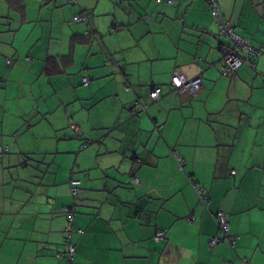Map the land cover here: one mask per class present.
<instances>
[{
  "label": "crops",
  "instance_id": "obj_1",
  "mask_svg": "<svg viewBox=\"0 0 264 264\" xmlns=\"http://www.w3.org/2000/svg\"><path fill=\"white\" fill-rule=\"evenodd\" d=\"M217 1L0 0V264H70L65 208L73 264H264V0ZM220 22L255 49L233 74ZM84 152L90 173L52 172Z\"/></svg>",
  "mask_w": 264,
  "mask_h": 264
},
{
  "label": "built area",
  "instance_id": "obj_2",
  "mask_svg": "<svg viewBox=\"0 0 264 264\" xmlns=\"http://www.w3.org/2000/svg\"><path fill=\"white\" fill-rule=\"evenodd\" d=\"M75 1V0H71ZM168 3H171L172 0H167ZM210 2L213 5V9H212V13L214 14V16L219 17V19L221 18L220 16V9H219V4L217 0H210ZM89 13L87 12H83L80 15H77L74 17V20L76 22H81V21H87L88 20V15ZM219 32L225 37V38H230L234 41L235 39V45H233L234 47H237V49H235L234 47L231 48L224 56L225 59V73H229V72H234L236 71L241 64L243 63V57L240 54V51L242 49H247L249 50V47L244 45L245 40L242 39L241 36H239L235 29L230 26L228 23H223L220 22L219 23ZM242 44V46H239L237 43ZM235 55V56H234ZM229 56H233V59L229 60L228 57ZM88 80V79H87ZM86 80V81H87ZM85 81V80H84ZM172 82L174 83V86L176 88H178L180 91H188L190 93H197L198 91H200V89L202 88L203 85V80L201 77L196 76L193 78H188L186 75L184 74H179V73H174L173 77H172ZM172 83V84H173ZM162 92V88L160 86H156L152 89V91L150 92V97L153 100H157V98L161 95ZM233 174H236V171H232ZM136 182H139L138 179H135ZM80 184L81 181L79 180H72L71 181V185H72V190L73 193L76 194L79 189H80ZM198 193L200 195V198L206 200V196L203 193V190L200 188H197ZM66 210L69 211V209L67 208ZM219 217H218V225H219V229L221 230V232L223 233L224 237H227L230 231V222L227 219L226 215L223 212H219ZM69 218L72 220L73 216L69 215ZM73 231H68L67 232V239H66V244L68 246V250H67V255L69 258H72V255L74 253V243L72 242V237H73ZM165 236V231H159L158 232V237L159 238H163ZM220 238L217 237H213L211 239V244L212 245H216L217 243L220 242ZM231 264V263H230Z\"/></svg>",
  "mask_w": 264,
  "mask_h": 264
},
{
  "label": "rangeland",
  "instance_id": "obj_3",
  "mask_svg": "<svg viewBox=\"0 0 264 264\" xmlns=\"http://www.w3.org/2000/svg\"><path fill=\"white\" fill-rule=\"evenodd\" d=\"M84 11H82L81 13H83ZM86 12V11H85ZM86 22H89V16H88V20L86 21ZM83 23V22H82ZM234 41H235V39H234ZM239 46H242V44H240L239 42L237 43ZM244 45H246V46H248L249 47V50H251V51H255V49H254V47L250 44V43H248V42H244ZM259 48L257 49V50H260L261 51V53H262V55L264 54V45H257ZM232 47H234V46H232ZM235 56V55H234ZM264 56V55H263ZM228 59L229 60H231V59H233V56H229L228 57ZM79 65H81V64H79ZM19 74L20 73H23V71H19L18 72ZM229 74H233L232 72H229ZM88 78H84V83L85 84H88V82H89V80H87ZM87 80V81H86ZM172 81V80H171ZM173 83V82H172ZM173 85H174V83H173ZM130 89V88H129ZM184 92H188V91H184ZM150 96V95H149ZM162 97V92H161V95L157 98V100H160V98ZM156 100V101H157ZM52 99L51 98H49V99H46V98H41V100H40V105H49V104H51L52 103ZM254 102H257V101H255V99H254ZM258 103L262 106L261 107V110H260V112L261 111H263L264 112V95H262L260 98H259V101H258ZM53 104V103H52ZM63 111V108L62 109H60V110H56V111H54V113H52V118H56V117H58L59 116V114L61 113ZM262 113V112H261ZM65 132V130H61V131H59V134L60 135H62L63 133ZM95 133V132H94ZM254 135H255V133H254V131H252V132H250V137H254ZM237 149H239V147H237L236 148V150ZM257 150H260V151H263L264 150V145H261V146H258L257 148H256ZM256 150V151H257ZM256 151H255V153H256ZM55 152H57V151H55ZM88 154H89V152H84L83 154H81V156H80V159H81V161L79 160V161H77L76 162V157L74 156V158H73V156L71 157H69V155H66V154H54V155H51V156H49V159H51L52 157H54V156H57V157H59V159L61 160V161H63V166L61 167V168H59L58 167V165H57V163L55 162V165H50L51 166V170H52V172H54V173H61V176H64V175H68L69 173H72V172H76V173H85V172H89L90 173V171H83L82 170V160L85 158V157H87L88 156ZM237 154L238 153H236L235 155L237 156ZM30 157V156H29ZM261 160H263V159H261L260 158V161ZM178 163H179V161H178ZM254 163H256V161H254ZM97 164H96V162H91L90 163V166L92 167V169H91V172L92 173H101V171H102V169L100 168V167H98V166H96ZM179 166L181 167V164L179 163ZM46 168H47V166L45 165L44 166V168L43 169H41L40 171H45L46 170ZM262 171H264V164L261 166V168H260ZM67 249H68V247H67Z\"/></svg>",
  "mask_w": 264,
  "mask_h": 264
},
{
  "label": "trees",
  "instance_id": "obj_4",
  "mask_svg": "<svg viewBox=\"0 0 264 264\" xmlns=\"http://www.w3.org/2000/svg\"><path fill=\"white\" fill-rule=\"evenodd\" d=\"M69 2H71V0H68ZM71 3H74V4H76L77 3V0H75V1H72ZM87 13H89L90 11H88V10H85ZM84 11V12H85ZM81 14V13H80ZM80 14H77V15H80ZM77 15H75V16H77ZM89 15V14H88ZM74 16V17H75ZM74 17H73V21H75L74 20ZM76 22V21H75ZM81 22H83V23H85L86 21H81ZM77 23H80V22H77ZM90 31L88 30L86 33H89ZM10 62V61H9ZM50 63H52V60L50 61ZM49 68H51V66L49 67ZM52 69V68H51ZM50 70V69H49ZM226 75H228V73H226ZM173 77V76H172ZM189 78V77H188ZM172 80V79H171ZM171 84H172V81H171ZM172 86L174 87V89L175 90H178V91H180L178 88H176L173 84H172ZM161 87V86H160ZM154 88V87H153ZM152 88V89H153ZM162 88V87H161ZM152 89H151V91H152ZM150 91V92H151ZM162 92H163V89H162ZM150 99L152 100V101H155V100H153L151 97H150ZM145 108H147V106L145 107ZM233 174V173H232ZM237 174V173H236ZM236 174H234V175H236ZM72 180H79V179H72ZM71 180V181H72ZM71 181H70V190H71V193H72V195L74 196V197H77L78 195H79V192H80V189H81V186H82V181L81 180H79V181H81V184H80V189H79V191L76 193V194H74L73 193V190H72V185H71ZM201 189V188H200ZM204 193V192H203ZM198 194V196H199V199H200V203L201 204H203V205H208L209 203V197L204 193V195L206 196V200H205V198L203 199H201L200 198V195H199V193H197ZM67 208H65L64 210H66ZM72 210V209H71ZM223 212L225 215H226V217H227V219L229 220V218H228V215H227V213L225 212V211H223V210H219V211H217L216 212V214H215V218H216V221H218V217H219V212ZM66 215H67V219H68V221H69V226L67 227V232L70 230V231H74V229L72 228V224H73V222H74V213H70V210L66 213ZM69 215H72L73 216V219L71 220L70 218H69ZM230 222V221H229ZM217 225H218V222H217ZM219 226V225H218ZM230 228H231V225H230ZM221 231V230H220ZM79 232H83V230H79ZM230 232V231H229ZM223 234V233H222ZM73 238V237H72ZM65 239H67V234H66V237H65ZM72 242H73V240H72ZM66 243V242H65ZM74 243V242H73ZM66 246H67V244H66ZM74 246H75V249H74V253H75V251H76V245H75V243H74ZM68 247V246H67ZM68 250V249H67ZM73 253V254H74ZM72 258H73V255H72ZM67 263H68V261H67ZM70 264H73V261L72 262H69Z\"/></svg>",
  "mask_w": 264,
  "mask_h": 264
},
{
  "label": "bare ground",
  "instance_id": "obj_5",
  "mask_svg": "<svg viewBox=\"0 0 264 264\" xmlns=\"http://www.w3.org/2000/svg\"><path fill=\"white\" fill-rule=\"evenodd\" d=\"M227 52H228V51H226L225 54H226ZM259 54H261V51H258V55H259ZM243 63H244V62H243ZM243 63L241 64V66L243 65ZM254 64H255V63H254ZM241 66H240V67H241ZM199 77H201V76H199ZM201 78H202V77H201ZM65 212L67 213L68 210H65ZM227 237H228V236H227ZM232 242H233V241H232ZM66 259H67L68 262H72V261H73V259H72V258H69L68 256L66 257Z\"/></svg>",
  "mask_w": 264,
  "mask_h": 264
},
{
  "label": "clouds",
  "instance_id": "obj_6",
  "mask_svg": "<svg viewBox=\"0 0 264 264\" xmlns=\"http://www.w3.org/2000/svg\"><path fill=\"white\" fill-rule=\"evenodd\" d=\"M240 52H242V51H240ZM257 52V51H256ZM243 54V53H242ZM244 59V58H243ZM243 62H244V60H243ZM193 78V77H192ZM203 80V79H202ZM202 87H203V85H202ZM201 90V89H200ZM181 92H183V91H181ZM199 92V91H198ZM197 92V93H198ZM197 93H193V94H197ZM74 232V231H73Z\"/></svg>",
  "mask_w": 264,
  "mask_h": 264
},
{
  "label": "water",
  "instance_id": "obj_7",
  "mask_svg": "<svg viewBox=\"0 0 264 264\" xmlns=\"http://www.w3.org/2000/svg\"><path fill=\"white\" fill-rule=\"evenodd\" d=\"M235 49H237V47H234Z\"/></svg>",
  "mask_w": 264,
  "mask_h": 264
}]
</instances>
